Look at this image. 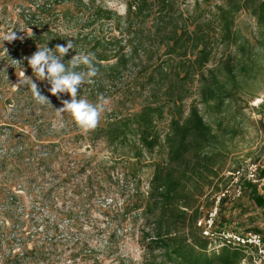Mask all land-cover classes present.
Segmentation results:
<instances>
[{
	"label": "trees",
	"instance_id": "obj_1",
	"mask_svg": "<svg viewBox=\"0 0 264 264\" xmlns=\"http://www.w3.org/2000/svg\"><path fill=\"white\" fill-rule=\"evenodd\" d=\"M23 2L22 12L33 32L10 49L9 67L0 75V103L11 104L12 120L24 115L26 122L38 125L31 140L23 132L20 147L13 154L15 159H26L33 168L49 165L54 145L51 140L42 145L47 128L44 119L56 116L54 109L63 106L61 100L70 99L68 94H61L59 99L51 95L50 85L36 79L24 58L30 57L37 47L47 45L55 52L57 44L66 46L72 40L75 47L63 57V62L67 63L76 53H91L98 69L92 83L82 85L77 98L97 103L104 97L109 103L94 130H82L64 113L60 116L62 125L53 136L89 133L94 140L104 141L106 147L120 149L134 158L129 170L133 177L143 167L153 168L146 193L139 197L137 187L133 189L139 197L134 201V210H140L142 226L149 228L139 236L143 249L141 264H239L245 249L257 253L253 247L231 245L213 250L200 228L195 227L206 189H210L206 197L209 210L215 205V197L228 189L217 204L213 221L216 231L251 232L228 227L235 218L226 214H240L242 194L248 195L256 207H264V197L257 193L256 184L240 178L234 185L233 175H224L241 132L239 126L225 125L219 119L213 128L195 105L187 111L183 105L197 90L201 103L224 116L229 103L240 99L241 94L252 95L246 86L255 78V65L263 61L258 53L246 61L227 53L210 66L219 52L222 0H193L190 5H181L177 0H124L122 14L96 0ZM49 16L64 24V29H53L50 25L55 21ZM38 22L45 24L43 31L35 30ZM260 47L264 48V40ZM20 69L38 84L52 106L37 103L27 85L11 90L13 80L23 79ZM164 118L168 119V127L161 136L157 123ZM236 119L234 115L232 120ZM34 142H40L43 153L36 151ZM145 160L150 162L143 163ZM240 168H234L232 173ZM258 174L264 178V169ZM236 186L241 189L238 197L233 196ZM15 240L23 250L9 252L0 264H34L36 259L24 250L23 236Z\"/></svg>",
	"mask_w": 264,
	"mask_h": 264
},
{
	"label": "rangeland",
	"instance_id": "obj_2",
	"mask_svg": "<svg viewBox=\"0 0 264 264\" xmlns=\"http://www.w3.org/2000/svg\"><path fill=\"white\" fill-rule=\"evenodd\" d=\"M96 1L103 2L120 14L124 11V0ZM177 1L181 5H190L193 0ZM23 3V0H0V75L9 67L8 54L13 44L23 41L33 32L26 24ZM49 18L55 21L54 16ZM53 23L50 25L53 29H64L60 21ZM36 25L35 30L43 31L45 28L43 22ZM10 32L23 36V40L4 41L3 37ZM263 40L264 0H222L219 52L210 66L227 53L245 61L258 53L263 61L255 65V78L246 86V91L252 95L241 94L240 99L228 104L224 116H219L214 108L201 103L197 90L183 104L185 111L195 105L205 122L213 128L219 119L225 125L239 126L241 132L227 160L225 176L234 168L250 163L258 165L259 170L264 169V82L261 83L264 48L260 47ZM19 72L21 75L22 69ZM17 83L18 78L13 80L11 90ZM194 87L197 88V85ZM1 102L0 259L9 252L23 250L15 240L21 235L26 242L24 250L28 251L27 255L36 259L34 264H141L143 249L139 236L141 231H149V228L142 226L143 218L140 210H134V201L146 193L153 168L143 167L133 177L129 170L135 159L120 149L106 147L104 141L94 140L89 133H66L68 135L63 138L61 135L53 136L54 130L62 125V118L57 114L51 119H44L47 128L42 145L49 140L53 143L52 161L44 167H30L26 159L20 162L13 154L20 147L23 132L26 131L27 138L31 140L38 123L26 122L24 115L12 120L11 104ZM234 115L237 118L235 121L232 120ZM167 127L168 119L157 123L161 136L166 133ZM40 145V142H34L36 151L43 153ZM149 162L145 160L143 163ZM136 187L139 197L133 192ZM209 192L210 189H206L201 198L203 207L198 220L210 209V201H206ZM257 193L264 197V179L257 184ZM239 199L240 214H226V217L235 218L228 227L239 232H259L264 236V207H256L246 194ZM211 249L218 250L219 247ZM243 255L239 264H264V255L251 249H245Z\"/></svg>",
	"mask_w": 264,
	"mask_h": 264
},
{
	"label": "clouds",
	"instance_id": "obj_3",
	"mask_svg": "<svg viewBox=\"0 0 264 264\" xmlns=\"http://www.w3.org/2000/svg\"><path fill=\"white\" fill-rule=\"evenodd\" d=\"M31 31V29H30ZM23 36H17L16 32H10L3 37L9 43L16 39L23 40ZM72 40L65 45L57 44L55 52L47 45L39 48L30 57H25L33 75L39 81H47L50 85L48 91L58 99L61 94H68L70 99L61 100L63 105L56 108L58 116L68 113L74 122L84 131L94 130L109 103L107 98L100 97L97 103H92L85 98H77L82 85L92 83V78L98 74V69L93 63V54L76 53L67 63L63 62V57L74 49ZM7 51V50H6ZM58 53V54H57ZM14 62H20L14 60ZM83 67V70H77ZM18 83L13 85L16 89L27 85L32 93L33 99L39 104L51 105L49 98L41 93L37 83L22 70ZM52 106V105H51Z\"/></svg>",
	"mask_w": 264,
	"mask_h": 264
},
{
	"label": "built area",
	"instance_id": "obj_4",
	"mask_svg": "<svg viewBox=\"0 0 264 264\" xmlns=\"http://www.w3.org/2000/svg\"><path fill=\"white\" fill-rule=\"evenodd\" d=\"M258 173V165L254 163L247 164L234 173H231L233 175L232 183L235 185L242 178L245 181L257 185L264 179L260 178ZM225 193H228V189L217 196L214 207L203 218L197 221L196 225L200 228L201 235L210 241V245L213 248L222 245L253 247L259 255H264V238L259 233L248 232L246 234H239L229 230H213V221L217 214V204L219 198L224 196ZM240 193V187L236 186L233 191V196L238 197Z\"/></svg>",
	"mask_w": 264,
	"mask_h": 264
}]
</instances>
